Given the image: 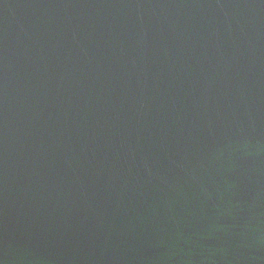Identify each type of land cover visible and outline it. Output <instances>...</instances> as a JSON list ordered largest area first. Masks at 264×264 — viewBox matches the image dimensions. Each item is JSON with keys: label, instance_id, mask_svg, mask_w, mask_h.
<instances>
[{"label": "water", "instance_id": "95a60500", "mask_svg": "<svg viewBox=\"0 0 264 264\" xmlns=\"http://www.w3.org/2000/svg\"><path fill=\"white\" fill-rule=\"evenodd\" d=\"M0 264H264V0H0Z\"/></svg>", "mask_w": 264, "mask_h": 264}]
</instances>
